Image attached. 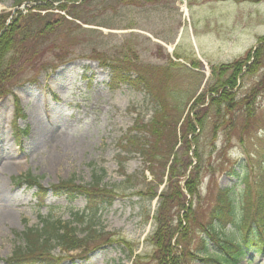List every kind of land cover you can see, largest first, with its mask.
<instances>
[{"label": "rangeland", "instance_id": "374dc122", "mask_svg": "<svg viewBox=\"0 0 264 264\" xmlns=\"http://www.w3.org/2000/svg\"><path fill=\"white\" fill-rule=\"evenodd\" d=\"M183 1L93 0L64 13H39L43 23L49 21L58 31L46 43L44 56L10 85L22 106L18 126L26 132L17 143L11 127L13 98L0 100V161L6 162L4 169L0 167V264L23 245L17 235L38 225L39 217L70 222L80 237L85 235L86 224L76 220L85 211L84 198L70 202L63 195L49 194L38 204L36 190L15 185L13 178L30 174L49 189L72 180L88 185L92 174L99 175L102 169V183L116 195L110 205L99 208L91 226L103 235L101 241L106 237L112 241L89 245L86 260L71 261L57 249L54 253L63 257L60 264H154L147 259L152 251L147 238L155 229L151 216L158 201L143 196L147 183L161 179L159 189H166L164 173L180 145L175 141L179 127L191 115L197 96H205L214 84L211 68L240 59L264 38V1ZM33 4L0 0V15L31 13ZM152 38L170 45L171 51ZM174 38L177 45L170 44ZM52 40L57 42L55 51L47 48ZM101 62L120 63V69L147 83L143 88L122 84L112 90L111 69L100 67ZM42 65L47 68L40 70ZM263 69L237 80L235 104L224 123L210 109L204 130L197 131L201 187L192 205L199 222L207 219L218 189H232L238 199L247 174L254 198L264 183V80L245 101L260 83ZM155 119L165 120L162 142L143 136L151 145L145 150L154 157L147 155L144 164L136 153L122 154L120 142L126 131L136 124L141 130ZM189 156L197 161L190 152ZM224 234L234 242L241 238L229 227ZM200 237L196 229L193 245ZM238 264H264V255L249 250Z\"/></svg>", "mask_w": 264, "mask_h": 264}, {"label": "trees", "instance_id": "16d2710c", "mask_svg": "<svg viewBox=\"0 0 264 264\" xmlns=\"http://www.w3.org/2000/svg\"><path fill=\"white\" fill-rule=\"evenodd\" d=\"M32 1L34 10L43 12L56 9L64 12L69 7L73 9L77 4L82 6L93 0ZM136 1L144 4L159 2V0ZM209 1L257 4L264 0ZM67 14L73 16L74 19V13ZM8 17H10L8 14L0 15V100L8 95L13 98L14 120L11 127L15 141H18L19 136L25 133L17 126V121L23 118V115L17 96L11 94L10 85L17 79L20 72L32 68L37 60L44 56L45 45L50 41L49 38L56 34L58 28H53L49 21L43 23L41 16L33 12L27 14L16 12L7 24ZM258 41V47L248 50L247 54L238 61L211 68L214 84L207 89L205 96H198L190 107L192 108L191 115L187 114L179 127L180 135L175 141L180 145L176 153L172 152L168 171L164 173L166 189L158 194L159 187L163 185L161 179L157 183H154L155 180L147 183V191L143 196L149 200L158 197V207L152 216L155 229L147 238L152 249L147 259L154 264H193L195 262L199 264H238L249 250L264 255V192L261 191L264 189V183L260 185V190L255 193L254 198L247 174L243 179V189L238 199L235 198V192L232 189H218L214 205L204 222H199L198 210L192 205V200L200 195L201 161L197 148V131L204 130L210 109H213L215 117L221 118L224 123L235 104L232 92L237 87L239 77L256 74L264 68V38H259ZM56 43V40H52L47 48L54 50L57 47ZM100 65L106 67L104 63ZM108 67L112 71L109 83L111 89H116L121 84L143 88L147 83L146 79L138 75L132 78V75H129L131 71L120 69V63H110ZM45 68H47L46 65H42L40 70H45ZM261 73L260 83L250 90L245 101L253 98L255 90L257 92L261 88L264 69ZM204 104L206 106L202 107ZM160 120L155 119L148 125H144L141 130L138 128L139 124L128 130L120 142L122 154L136 153L144 164L147 155L154 157L152 153L145 150V147L151 145L143 139V136L148 135L154 139V142H162L166 125L165 120ZM192 147L194 149L191 151ZM189 152L197 160L194 165ZM243 169L246 170V167ZM262 169L264 171V164ZM187 172L189 175L185 179ZM104 175L103 169L100 170L99 175L95 172L92 174V181L88 185H77L73 180L63 181L51 186L49 190L44 189L38 179L30 174L13 178V183L17 186L26 185L28 189L34 188L37 191L35 198L38 202L44 201L43 199L49 192H52L54 196L64 195L68 201H73L76 197L84 198L86 201L84 209L87 213L84 211L82 214H77L76 220L80 225L86 224V228L83 232L85 235L80 237L76 227H72L70 222L62 223L50 217H41L36 227L26 228L21 233L19 238L23 245L16 247L11 257L3 261L4 264H58L63 257L54 254L57 249L71 261L86 259L92 250L89 245L111 242L109 237L101 241L103 235L100 232L97 234L98 232L91 226V219L96 216L99 208L108 206L115 200L116 193L102 183ZM181 180L183 181L182 186L179 184ZM138 195H142V192H138ZM86 220L88 223L85 222ZM228 226L240 232L239 242L234 243L226 238L224 230ZM196 229H200L203 237H200L199 241L193 245ZM75 252H77L75 255H70Z\"/></svg>", "mask_w": 264, "mask_h": 264}, {"label": "bare ground", "instance_id": "6f19581e", "mask_svg": "<svg viewBox=\"0 0 264 264\" xmlns=\"http://www.w3.org/2000/svg\"><path fill=\"white\" fill-rule=\"evenodd\" d=\"M168 49L171 51L172 47H168ZM0 167L4 169L6 167V162L5 161H0Z\"/></svg>", "mask_w": 264, "mask_h": 264}]
</instances>
